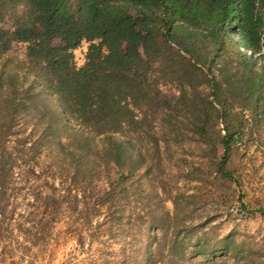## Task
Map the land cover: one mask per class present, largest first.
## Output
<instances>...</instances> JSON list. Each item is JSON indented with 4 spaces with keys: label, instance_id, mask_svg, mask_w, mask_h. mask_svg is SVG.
<instances>
[{
    "label": "rangeland",
    "instance_id": "rangeland-1",
    "mask_svg": "<svg viewBox=\"0 0 264 264\" xmlns=\"http://www.w3.org/2000/svg\"><path fill=\"white\" fill-rule=\"evenodd\" d=\"M23 10L19 4L1 8L0 25L11 27L14 17L22 18ZM85 47L76 50L78 63ZM221 53L229 57L228 52ZM6 54L9 67L16 64L22 75L19 84L32 81V86L42 89L25 62L23 44H13ZM215 59L221 62L217 56ZM195 65L198 69L189 71L193 86L176 80L184 67L175 64L173 81L161 79V91L173 95V108L153 114L139 137L125 132L141 151L145 164L123 178L116 189L112 183L117 175L105 169L111 162L74 160L71 155L61 158L56 140L79 156L73 128L61 129L49 143L52 136L44 128L47 117L42 114L39 117L23 109L11 121L0 118V163H6L5 167L7 163L21 165L12 169L15 178L8 185L7 194L11 191L12 195L7 210H14L15 215L11 225L8 222L0 229V264H143L149 246L156 248L158 264H264V122L254 123L251 111L235 104L234 111L243 114L244 135L229 144L223 168L232 177L225 176L218 170L224 152V123L217 116L220 106L205 81L211 73L221 77L216 70L211 72L198 62ZM225 95L231 103L229 91ZM191 96L198 108L188 101ZM206 101H212L216 109L206 113ZM184 104L195 110L197 121ZM201 122L204 130L198 132L195 126L198 123L200 127ZM35 139L39 145L33 149ZM91 141L92 149L103 148L100 138ZM67 163H81L97 174L70 184L81 189L79 201L71 207L66 198L59 202L61 196L56 200L49 197L65 195L68 181L46 177L50 175L46 167L56 173ZM27 164L33 165L40 178L23 181L17 176ZM106 189L111 190L108 195ZM38 192L42 195L36 198ZM32 213L36 215L29 217ZM115 215L122 217L120 225L111 222ZM131 231L140 247L135 254L128 249ZM174 235L182 249L176 254L168 250ZM227 235V245L234 250H212ZM195 244L206 252L193 255Z\"/></svg>",
    "mask_w": 264,
    "mask_h": 264
},
{
    "label": "trees",
    "instance_id": "trees-1",
    "mask_svg": "<svg viewBox=\"0 0 264 264\" xmlns=\"http://www.w3.org/2000/svg\"><path fill=\"white\" fill-rule=\"evenodd\" d=\"M17 4L24 7L22 18L14 17L9 28L0 25V118L11 121L23 109L39 117L42 114L47 117L44 128L52 136L49 143L61 129L73 128L79 156L56 140L61 158L71 155L74 160L101 158L111 162L107 164L112 166L105 169L117 175L112 183L116 189L123 178L145 164L141 151L125 132L139 137L153 114L173 108V95L161 91V79L173 81L175 64L184 67L176 80L192 85L189 71L197 70L198 62L221 77L217 79L211 73L205 80L219 109L212 101H206L203 108L206 113L215 108L224 123V152L218 170L232 177L223 168L228 147L244 135L243 114L234 111L235 104L242 110L249 109L254 123L264 122V0H0V11L6 5ZM15 43L25 46V62L42 89L32 86V81L25 86L19 84L22 75L17 65L9 67L6 52ZM83 44L86 47L78 63L76 50ZM221 52H228L229 57ZM188 101L198 108L195 96ZM189 107L183 105L185 109ZM194 109L190 111L197 121ZM203 124L195 126L198 132H203ZM97 138L102 140L101 150L89 145ZM38 145L35 139L33 149ZM5 164L0 163V229L13 222L14 210H7L12 194L10 191L8 196L7 190L13 182L12 169L21 166ZM27 166L17 176L23 181L32 176L40 178L33 165ZM93 169L67 163L56 173L46 167L50 174L46 177L58 176L70 185L80 178L97 176ZM63 191L65 195H45L53 200L61 196L59 202L66 198L69 207L75 206L71 204L79 201L81 189L70 185ZM104 192L108 195L111 190ZM41 195L38 192L35 196ZM33 215L36 214H28ZM110 220L120 225L122 217L115 215ZM17 224L20 228L21 220ZM132 234L131 231L128 249L135 254L140 247ZM175 237L173 246L168 247L173 254L182 250ZM228 240L229 235L222 237L212 250H234L228 247ZM155 249L149 246L145 250L143 264L159 263ZM206 250L195 244L192 253Z\"/></svg>",
    "mask_w": 264,
    "mask_h": 264
}]
</instances>
